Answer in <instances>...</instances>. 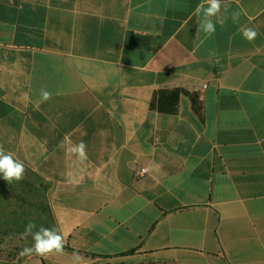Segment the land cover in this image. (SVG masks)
I'll return each instance as SVG.
<instances>
[{"label":"crops","instance_id":"crops-1","mask_svg":"<svg viewBox=\"0 0 264 264\" xmlns=\"http://www.w3.org/2000/svg\"><path fill=\"white\" fill-rule=\"evenodd\" d=\"M221 2L0 0V264H264V0ZM41 181L64 251L21 257Z\"/></svg>","mask_w":264,"mask_h":264},{"label":"clouds","instance_id":"clouds-1","mask_svg":"<svg viewBox=\"0 0 264 264\" xmlns=\"http://www.w3.org/2000/svg\"><path fill=\"white\" fill-rule=\"evenodd\" d=\"M206 5V6H205ZM222 9L221 0H203V3L197 5L195 8V15L202 17L199 22V28L208 35H213L216 31V24L213 22V18L218 17ZM240 13L233 14L234 22L239 21ZM245 39L248 41H254L257 38V31L253 28H248L243 31ZM43 100L51 98V94L47 91L42 92ZM72 151L78 154L80 157L86 155V145L80 142L74 146ZM25 165L23 161L14 158L13 154L7 152L3 145H0V176L5 181L11 183L12 181H22L25 176ZM36 225L30 222L22 238L32 237L33 244L31 247H25L19 253L21 257L32 256L33 254L47 257L51 254H62L65 246L64 235L55 228H46L41 226L38 230L33 231Z\"/></svg>","mask_w":264,"mask_h":264},{"label":"trees","instance_id":"trees-1","mask_svg":"<svg viewBox=\"0 0 264 264\" xmlns=\"http://www.w3.org/2000/svg\"><path fill=\"white\" fill-rule=\"evenodd\" d=\"M174 93H175V96H174L173 103L171 105H167V104L164 105V103L162 102V99H161L162 98L163 91L157 92L155 94L154 98H153V101H152V108L153 109L164 110L165 112L167 111V112H171V113L178 112V108H179V97H180L181 90L175 89L174 90ZM191 96H192L193 102L195 104V108L197 109V111H201V104L197 101V98L195 97V95H191ZM48 188H49V184L44 183L43 181L40 182V188H39L40 191H41V196H40V201H41V209L40 210H41V214H40V218H41V225L43 224L44 226L46 225V223L44 221L47 220V212H48V210L45 209L42 205L45 202V199H46L45 192L48 190ZM13 232H15V231H13ZM17 233L19 234V233H21V231H17ZM29 241H31V238L24 239L25 245ZM15 249L19 250L20 248L16 247ZM0 250L2 252V249L1 248H0ZM19 253H18V255H19Z\"/></svg>","mask_w":264,"mask_h":264},{"label":"built area","instance_id":"built-area-1","mask_svg":"<svg viewBox=\"0 0 264 264\" xmlns=\"http://www.w3.org/2000/svg\"><path fill=\"white\" fill-rule=\"evenodd\" d=\"M147 172H148V169H147V168H140V169L137 171V174H138L139 176H144V175L147 174Z\"/></svg>","mask_w":264,"mask_h":264},{"label":"rangeland","instance_id":"rangeland-1","mask_svg":"<svg viewBox=\"0 0 264 264\" xmlns=\"http://www.w3.org/2000/svg\"><path fill=\"white\" fill-rule=\"evenodd\" d=\"M35 264V263H34Z\"/></svg>","mask_w":264,"mask_h":264}]
</instances>
